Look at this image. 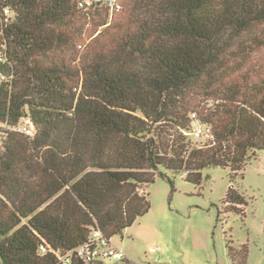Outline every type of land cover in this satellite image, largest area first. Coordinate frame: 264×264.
Listing matches in <instances>:
<instances>
[{
    "label": "trees",
    "instance_id": "obj_1",
    "mask_svg": "<svg viewBox=\"0 0 264 264\" xmlns=\"http://www.w3.org/2000/svg\"><path fill=\"white\" fill-rule=\"evenodd\" d=\"M0 124V264L122 235L160 168L200 186L264 151V0H0ZM224 204L246 203L230 185Z\"/></svg>",
    "mask_w": 264,
    "mask_h": 264
},
{
    "label": "rangeland",
    "instance_id": "obj_2",
    "mask_svg": "<svg viewBox=\"0 0 264 264\" xmlns=\"http://www.w3.org/2000/svg\"><path fill=\"white\" fill-rule=\"evenodd\" d=\"M114 2L108 3L111 6ZM95 28L90 26L82 33V43L94 38L89 36ZM200 125L195 120L192 130L186 132L193 145L211 139L202 125L200 138L191 134ZM19 126L24 128L29 123L22 120ZM159 172L165 176H157L156 182L146 189L151 202L149 213L112 239L113 246L131 263L233 264L230 248L239 251L246 246L247 264H264V151L252 156L244 175L233 180L231 170L222 167L205 169L200 186L163 168ZM230 185L245 199V205L237 206L243 213L226 209L224 199Z\"/></svg>",
    "mask_w": 264,
    "mask_h": 264
},
{
    "label": "built area",
    "instance_id": "obj_3",
    "mask_svg": "<svg viewBox=\"0 0 264 264\" xmlns=\"http://www.w3.org/2000/svg\"><path fill=\"white\" fill-rule=\"evenodd\" d=\"M104 1L110 2V0ZM16 130L28 136L32 135V131L27 127L22 128L19 126ZM203 132L204 128L200 125L195 126L191 134L200 138ZM185 134L187 135V133ZM157 251L158 249L154 250V252ZM40 253H53L60 264H134L119 249L113 246L112 239H108L98 230H93L87 241L72 251H55L47 245H42L40 246Z\"/></svg>",
    "mask_w": 264,
    "mask_h": 264
}]
</instances>
